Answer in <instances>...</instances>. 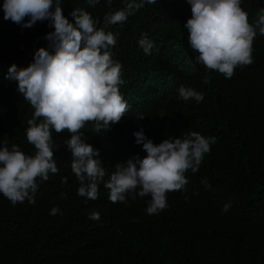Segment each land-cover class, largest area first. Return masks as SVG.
<instances>
[{"label":"trees","instance_id":"1","mask_svg":"<svg viewBox=\"0 0 264 264\" xmlns=\"http://www.w3.org/2000/svg\"><path fill=\"white\" fill-rule=\"evenodd\" d=\"M123 7V0H113L111 9L106 0L95 8L86 0H62L69 22L70 13L83 8L98 27L105 12ZM241 7L254 24L264 0H241ZM190 17L186 0H157L106 29L116 36L110 51L122 65L119 91L131 109L105 133L95 135L91 124L81 130L109 174L115 164L146 155L133 135L141 127L153 143L192 131L215 137L198 172L185 174L186 190L167 193L168 207L153 215L146 213L150 196L112 203L103 183L96 200L79 196L64 144L71 134L52 130L59 173L37 181L35 203L13 205L0 194V264H264V35L257 29L253 63L225 79L195 63L183 27ZM50 31L47 21L31 28L5 21L0 7V147L16 144L34 154L25 136L34 110L4 76L12 64L33 62ZM142 34L154 42L151 55L137 43ZM182 84L203 92V101L179 100ZM53 207L58 214H50ZM92 212L98 220L89 218Z\"/></svg>","mask_w":264,"mask_h":264},{"label":"clouds","instance_id":"2","mask_svg":"<svg viewBox=\"0 0 264 264\" xmlns=\"http://www.w3.org/2000/svg\"><path fill=\"white\" fill-rule=\"evenodd\" d=\"M124 7L107 11L103 26L83 8H75L70 15L74 23L63 15L62 0H3V19L25 28L38 21H47L53 29L46 34L47 48L35 49L33 62L27 67L9 66L5 80L16 83V91L34 110L25 129L27 142L35 149L27 155L20 147H0V194L13 205L35 203L37 181H47L49 174L56 175L59 169L54 160L53 131L67 130L70 138L64 141L71 153V172L80 187L79 196L96 200L99 185L108 189L112 203H127L150 196L146 213L159 214L168 207L167 193L186 190V173L198 172L205 154L216 143L215 137H205L192 131L181 138H166L153 143L141 127L134 132L135 144L146 155H134L114 165V171L106 172L98 158L99 152L83 138L81 131L87 124L99 135L107 132L121 121L131 109L123 98L119 86L122 65L112 58L110 49L116 45V36L106 31L112 25L125 22L130 15L145 4L155 5L157 0H123ZM191 17L183 27L187 30L188 46L197 53L195 63L206 71H216L225 79H231L234 69L253 63L252 52L257 29L264 35V7H259L254 24L241 7V0H186ZM112 8L113 0H106ZM90 8L100 0H86ZM145 55H151L154 42L142 34L138 40ZM211 77L203 79L209 84ZM178 99H190L201 103L204 93L186 87L178 88ZM143 118V114L141 117ZM108 179L105 180V176ZM66 178H62V183ZM230 205H225L227 211ZM53 207L50 214L59 213ZM90 219L98 220L99 213L92 212Z\"/></svg>","mask_w":264,"mask_h":264}]
</instances>
